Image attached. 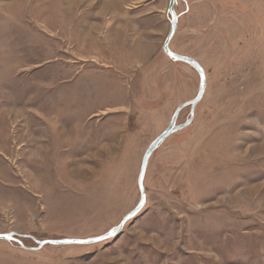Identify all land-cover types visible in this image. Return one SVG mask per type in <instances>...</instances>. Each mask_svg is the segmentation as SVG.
Instances as JSON below:
<instances>
[{
	"label": "rangeland",
	"instance_id": "1",
	"mask_svg": "<svg viewBox=\"0 0 264 264\" xmlns=\"http://www.w3.org/2000/svg\"><path fill=\"white\" fill-rule=\"evenodd\" d=\"M168 2L0 0V233L97 236L135 207L146 147L199 84L162 50ZM174 10L169 49L206 87L141 210L93 244L0 240V264H264V0Z\"/></svg>",
	"mask_w": 264,
	"mask_h": 264
},
{
	"label": "water",
	"instance_id": "2",
	"mask_svg": "<svg viewBox=\"0 0 264 264\" xmlns=\"http://www.w3.org/2000/svg\"><path fill=\"white\" fill-rule=\"evenodd\" d=\"M174 2L175 0H169L168 2L167 10L170 15L171 23H170L169 32L163 42L162 50L164 54L171 60L185 63L189 65L193 70H195L199 78L198 90L194 98L179 104L175 108L168 125L146 147L142 155V158H141L139 173L137 177V188L139 191V200L137 204L135 205V207L132 210H130L128 213H126L120 219L118 224H116L115 226L108 229L106 232L100 235H97V236H91V237H85V238L64 237V238H57V239L39 240L29 234H19L16 232H4V233H0V240H5L8 242H16L19 246L23 248H27L29 250H33V251H36L45 245L93 244V243L101 242V241H104L110 238L117 237L121 233V230L123 226L126 224V222L134 218L138 214V212L141 210L146 200V194H145L143 181H144V176H145L148 160L151 154L153 153L154 150L158 148V146L169 135H171L174 132L179 131L180 129L190 124V122L193 119V113H194L195 106L201 100L204 94V91H205V87H206V77H205V70H204L203 65L197 59L193 57H190L184 54H179L169 49V42L176 31L177 23H178V18L174 10ZM185 107H189V116L184 122L177 123V117L179 115V112ZM22 238H30L36 244V246L25 247L21 241Z\"/></svg>",
	"mask_w": 264,
	"mask_h": 264
},
{
	"label": "flooded vegetation",
	"instance_id": "3",
	"mask_svg": "<svg viewBox=\"0 0 264 264\" xmlns=\"http://www.w3.org/2000/svg\"><path fill=\"white\" fill-rule=\"evenodd\" d=\"M181 123V122H180Z\"/></svg>",
	"mask_w": 264,
	"mask_h": 264
}]
</instances>
